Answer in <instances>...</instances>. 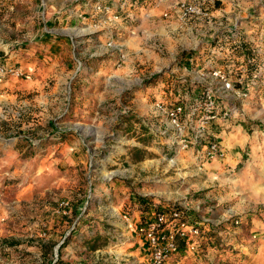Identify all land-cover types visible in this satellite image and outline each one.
Here are the masks:
<instances>
[{
    "label": "rangeland",
    "instance_id": "rangeland-1",
    "mask_svg": "<svg viewBox=\"0 0 264 264\" xmlns=\"http://www.w3.org/2000/svg\"><path fill=\"white\" fill-rule=\"evenodd\" d=\"M134 2L0 0V66L30 76L0 85V264H154L140 230L174 206L199 232L167 228L166 264H264V0ZM232 33L253 77L219 54ZM212 52L248 94L220 91L235 119L199 170L155 104L220 90Z\"/></svg>",
    "mask_w": 264,
    "mask_h": 264
},
{
    "label": "built area",
    "instance_id": "built-area-1",
    "mask_svg": "<svg viewBox=\"0 0 264 264\" xmlns=\"http://www.w3.org/2000/svg\"><path fill=\"white\" fill-rule=\"evenodd\" d=\"M136 3H138V0H136ZM103 9L105 12L110 11V7L105 5ZM112 19L118 20V17L115 16ZM239 35L232 33L228 36V39L231 38L236 41ZM228 39L226 40L228 41ZM219 54L223 55V52L220 51ZM206 66L210 67V61L207 62ZM203 74H213L215 77L220 78L222 81L220 90L215 91L210 86H205L202 94L196 99L185 96L176 100L175 103L159 101L155 104L157 113L155 118L160 124L156 129L158 136L165 140V144L170 150L174 149L178 155L190 157L199 167V170H202L207 163L221 159L225 155V150L220 142L221 136L216 133V129L217 127L223 128L225 131L235 119L233 116L234 108L223 100V97L219 95L220 91L231 93L237 90L236 92L248 94L242 87H236V84H243V76L240 77L242 79L234 81L231 73L224 72L222 68L210 71L202 70ZM23 77L27 80L30 79V76L25 75L20 68L9 65L0 66V85L10 79ZM195 85L197 84L194 82L191 87ZM181 214L180 208L174 206L162 213L155 214L153 217L155 222L148 223L146 227L141 228L140 231L145 232L146 239L150 246L154 248L152 254L154 264H166L167 248L162 247L166 243L170 251L178 250L173 237L164 234L167 228L177 231L182 237L186 236L187 232L190 235L198 234L199 230L196 227L189 229L186 223L181 221ZM160 227H163V229L159 230Z\"/></svg>",
    "mask_w": 264,
    "mask_h": 264
},
{
    "label": "trees",
    "instance_id": "trees-1",
    "mask_svg": "<svg viewBox=\"0 0 264 264\" xmlns=\"http://www.w3.org/2000/svg\"><path fill=\"white\" fill-rule=\"evenodd\" d=\"M136 1V0H135ZM139 1V0H138ZM142 3L145 1H150V0H140ZM136 3V2H134ZM140 3V2H139ZM138 4V3H136ZM227 45H231V52L232 53H227L226 51H222L223 52V57L222 60H227L230 61L229 58L233 57V58H237V59H241L242 63L245 65V69L247 72V78L253 77L259 70V63L257 62L258 59V52L256 49V45H255V41H249V39H247L246 37L239 35L238 36V40L234 41L233 39L229 38L227 41ZM229 59V60H228ZM191 61L194 60V57H191L190 59ZM196 60V59H195ZM217 58L215 59L214 56L208 55L207 59H206V65L207 62L210 61V67L204 68V71H210L216 68H219L217 62H216ZM224 69V72H226V66L223 65L222 66ZM237 76L240 78L241 74L237 73ZM173 207H169L168 209H171Z\"/></svg>",
    "mask_w": 264,
    "mask_h": 264
},
{
    "label": "crops",
    "instance_id": "crops-1",
    "mask_svg": "<svg viewBox=\"0 0 264 264\" xmlns=\"http://www.w3.org/2000/svg\"><path fill=\"white\" fill-rule=\"evenodd\" d=\"M106 1V0H105ZM106 4V3H105Z\"/></svg>",
    "mask_w": 264,
    "mask_h": 264
},
{
    "label": "bare ground",
    "instance_id": "bare-ground-1",
    "mask_svg": "<svg viewBox=\"0 0 264 264\" xmlns=\"http://www.w3.org/2000/svg\"><path fill=\"white\" fill-rule=\"evenodd\" d=\"M109 177V176H108Z\"/></svg>",
    "mask_w": 264,
    "mask_h": 264
}]
</instances>
